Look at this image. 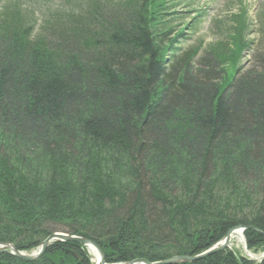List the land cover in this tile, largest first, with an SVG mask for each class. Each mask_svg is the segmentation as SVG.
<instances>
[{
    "label": "trees",
    "instance_id": "16d2710c",
    "mask_svg": "<svg viewBox=\"0 0 264 264\" xmlns=\"http://www.w3.org/2000/svg\"><path fill=\"white\" fill-rule=\"evenodd\" d=\"M24 2L0 6V242L33 252L62 232L109 264L158 262L242 225L264 251V10L256 38L241 10L215 21L218 41L177 53L198 22L175 26L189 0ZM245 51L261 70L242 68ZM46 250L0 264H94L80 243ZM177 264L264 257L228 246Z\"/></svg>",
    "mask_w": 264,
    "mask_h": 264
},
{
    "label": "rangeland",
    "instance_id": "374dc122",
    "mask_svg": "<svg viewBox=\"0 0 264 264\" xmlns=\"http://www.w3.org/2000/svg\"><path fill=\"white\" fill-rule=\"evenodd\" d=\"M7 1L8 0H0V4H3ZM49 1L51 3V0H40V3L43 5L45 3H49ZM56 2L60 5V2H58V0H56ZM189 2L191 4H194L193 5L194 10H197L198 8L199 9L202 8L201 12H202L203 17L196 24V27L194 30L192 31L186 30L183 37L180 36L182 41L179 43L180 46H177V47L181 48L182 50H184V48L188 46L197 44L200 40L204 42L202 48H206V46H209L210 44L218 41L220 37L213 36L212 35L213 32L209 26L211 19L218 18V20L221 21L223 25H226L229 23V26H230L231 24L230 22L232 20L231 15L235 13L239 9V7L245 6L247 7L248 10L250 9V12H248L249 18L251 19V22H252V26H251L252 30L249 34L250 38L256 36L255 33H253V31H257L260 27L259 24L257 23V15L259 11L264 8L263 7L264 0H189ZM182 9L184 10V12L181 13V16H183V18L182 19L178 18L177 21H175V26L183 25L187 20H189L195 14L193 10H188V8H182ZM186 10L193 11V12L188 14V11ZM184 17L187 20H184ZM230 29L232 30L231 27ZM263 58L261 57V59L256 61L254 58H251L250 53L246 52L244 54V57H242V61H241V64L243 65L242 68L245 71H253L257 69L261 70L263 68ZM208 59L210 60L212 66H215L217 61L214 60L213 56L210 55ZM221 60H222V63H225L224 67H225V70L227 71L226 76L231 77V75H233L234 73V70H232L234 59L232 58L231 55L225 54L224 56H222ZM196 61L197 63H195V67L196 65H198V62H199L198 59H196ZM234 75L236 76L237 73ZM100 170L105 172L104 169H100ZM229 242H230L229 243L230 247L236 250H239L240 253L246 256L252 255L253 257L258 259L261 256V254H263L262 249H260L257 252L246 250L245 241H243L242 236H240L239 234L234 235ZM36 249L33 250V252L36 251ZM27 252L33 253L30 251H27ZM91 254H92V258L95 261L96 260L95 256L93 255V253Z\"/></svg>",
    "mask_w": 264,
    "mask_h": 264
},
{
    "label": "water",
    "instance_id": "95a60500",
    "mask_svg": "<svg viewBox=\"0 0 264 264\" xmlns=\"http://www.w3.org/2000/svg\"><path fill=\"white\" fill-rule=\"evenodd\" d=\"M254 229L258 230L257 228L253 227ZM246 228L242 227V226H237V227H233L231 229H229V231L226 233L225 237L219 241L218 243H216L213 247H211L210 249H208L206 252L204 253H200V254H195L193 256L191 255H176V256H172L170 258L167 259H163V260H159L158 262H151L149 260H145L142 258H137L136 260L133 261H128L125 264H177V263H182V262H193V260H197V259H201L204 258V256H207L208 254H212L215 253L216 251L222 250L227 248L229 241L231 239V237L237 233L238 230L244 231ZM55 241H62V242H67V241H71V242H80L85 246H93L97 252H98V262L97 264H106L105 262V253L103 251L102 248L99 247L98 244H96L92 239H88L85 237H81V236H75V235H70V234H65V233H61V232H55L51 235H49L48 237H46V239L42 242L41 244V248L39 252H35L33 254H27L24 252H20L18 251L15 246L12 244V242H0V250L4 251L5 253H12L14 254L17 258L19 259H23L25 261L28 262H33V260L39 259L40 257H42L44 255V253L46 252V249L48 248V246L55 242ZM264 257V256H263ZM255 261H258V259L253 258Z\"/></svg>",
    "mask_w": 264,
    "mask_h": 264
},
{
    "label": "bare ground",
    "instance_id": "6f19581e",
    "mask_svg": "<svg viewBox=\"0 0 264 264\" xmlns=\"http://www.w3.org/2000/svg\"><path fill=\"white\" fill-rule=\"evenodd\" d=\"M237 226H242V225H237ZM237 226H235V227H237ZM242 227H244V226H242ZM231 228H233V227H231ZM231 228H229V229H231ZM229 229L227 230V231H229ZM241 230H238L237 231V233H236V235H240V236H242L241 235ZM89 249H90V252L91 253H93V255L95 256V259H97V253H96V249L95 248H93L92 246H90V247H88ZM208 249H204V251H202L201 253H204V252H206ZM200 254V253H199ZM208 255H211V254H208ZM207 255V256H208ZM263 258V254H261V256L258 258V261H261V259ZM98 260V259H97Z\"/></svg>",
    "mask_w": 264,
    "mask_h": 264
}]
</instances>
